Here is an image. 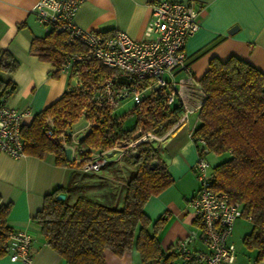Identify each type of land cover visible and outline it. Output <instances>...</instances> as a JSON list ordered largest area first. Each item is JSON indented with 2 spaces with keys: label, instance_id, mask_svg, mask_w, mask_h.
<instances>
[{
  "label": "trees",
  "instance_id": "16d2710c",
  "mask_svg": "<svg viewBox=\"0 0 264 264\" xmlns=\"http://www.w3.org/2000/svg\"><path fill=\"white\" fill-rule=\"evenodd\" d=\"M66 37L64 31L47 29L45 35L31 38L29 52L51 62L55 66L52 75L59 74L66 54L82 48L79 43H69ZM16 66L17 61L7 49L0 47V70L10 73ZM98 70L100 78L112 72L102 65ZM197 81L205 92V99L198 110L199 123L191 136L195 145L198 137L204 139V145L199 148L201 154L205 148V155L211 152L221 156V160L211 166V185L214 190L226 193L230 201L238 202L242 216H249L251 229L243 235L242 244L248 250H255L252 263H257L264 258V73L234 55L225 60L212 57ZM84 87L66 88L53 103L21 126L24 154L43 158L50 152L55 156V164L74 163L82 168L89 161L90 148L105 149L134 133L164 134L181 108L178 100L166 103L169 88L164 86L144 94L127 112L115 116L113 109L88 102V91ZM13 89L14 84L0 78V93L9 95ZM82 112L91 127L78 142L84 149L83 158L75 161L66 157L61 142L47 136L50 126L46 118H51V133H64L69 141L71 125L82 118ZM130 116L134 124L124 128L123 123ZM122 158L131 170L119 206L95 200L83 192L70 200L62 186L44 195L42 207L32 219L44 242L66 264H105L104 249L117 256L134 249L142 263L161 259L162 264H173V259L177 258L174 251L162 250L157 239L165 218L160 216L152 222L143 211L151 195L160 193L173 182L165 161L153 142L147 141L137 143L132 154ZM109 163L111 161L105 165ZM75 185L72 183L68 189ZM59 193H63L64 198L58 199ZM9 209L10 203L0 204V254L7 252L4 241L11 229L6 224Z\"/></svg>",
  "mask_w": 264,
  "mask_h": 264
},
{
  "label": "crops",
  "instance_id": "0c3cea01",
  "mask_svg": "<svg viewBox=\"0 0 264 264\" xmlns=\"http://www.w3.org/2000/svg\"><path fill=\"white\" fill-rule=\"evenodd\" d=\"M37 1L0 0V47L7 49L17 61L12 72L0 70V78L14 84V89L8 95V104L29 110L24 124L29 123L35 113L53 103L66 90L68 84L66 75L51 74L55 70L51 62L29 52L32 36L40 37L47 32L45 26L31 12ZM151 1L83 0L77 6L73 20L85 29L103 33L120 30L133 39L141 40L145 38L144 29L150 17ZM190 1L198 10L199 28L187 39L185 51L188 64L197 80L208 68L212 57L225 60L231 55L247 61L264 73V0ZM182 75L178 73L177 76ZM79 119L71 125V129L74 128L71 132L77 140L91 127L87 120L83 118L80 122H84L79 123ZM198 123V111H195L186 122L170 127L153 142L165 161L173 182L160 193L151 195L145 202L143 211L152 222L160 216L165 218L157 233L158 242L164 251L175 250L178 239L190 233L196 235L198 231L193 208L189 204L198 188L193 170L198 152L191 136ZM72 155L70 153L69 158L73 160ZM54 158V154L50 152L43 158L30 154L11 157L0 153V204L10 203L6 224L11 229H28L33 234L32 257L29 263L13 260L6 252L0 254V264H66L44 242L32 219L42 207L44 195L57 186L63 187L70 200L83 192L112 206L121 204L124 183L131 170L130 167L127 175L118 172L121 165L117 163L121 164V159H114L98 170L86 172L74 163L57 165ZM72 183H76V187L68 189ZM244 220L249 221L248 230L245 232L247 233L251 229V222L246 217ZM189 246L203 248L196 238L189 241ZM246 250L254 252L255 255V250ZM235 251L236 264H240L238 250ZM103 256L105 264H162L161 259L142 263L134 249L125 251L121 256L104 249ZM178 261L175 258L172 263L181 264ZM251 264H264V258Z\"/></svg>",
  "mask_w": 264,
  "mask_h": 264
},
{
  "label": "built area",
  "instance_id": "2783aa9c",
  "mask_svg": "<svg viewBox=\"0 0 264 264\" xmlns=\"http://www.w3.org/2000/svg\"><path fill=\"white\" fill-rule=\"evenodd\" d=\"M82 1L38 0L31 10L46 29L64 31L69 43L82 46L80 50L66 54L59 66V73L69 79L68 89L84 85L88 91V102L114 109L122 98L130 96L133 102L138 103L151 90L168 86L166 103L169 105L178 100L181 107L171 127L186 122L191 113L200 109L205 92L194 77L185 51L187 39L199 28L198 10L192 1L152 0L150 17L144 29L145 38L141 40L133 39L120 30L105 34L78 26L73 17ZM100 65L112 72L100 78ZM178 73L183 75L178 77ZM28 115L29 110L9 105L8 95L0 93V153L11 157L24 155L20 129ZM80 117H83V112ZM46 121L50 126L47 136L69 148L75 161H81L84 149L78 146L79 140L74 139V133L67 135V141L64 133H51L50 117ZM159 136L153 131H145L122 138L105 149L90 148L89 161L82 169L98 170L114 159L130 156L137 143L154 142ZM196 144L198 157L193 170L198 188L189 204L193 208L198 231L196 235L190 233L178 239L173 251L181 264H236L235 246L229 237L235 220L242 216L241 207L238 202L230 201L226 193L213 189L211 164L204 154L206 149L202 150L203 154L199 152L204 139L198 137ZM32 236L24 228L8 231L4 245L11 259L30 262ZM193 238L203 248L190 247L189 241Z\"/></svg>",
  "mask_w": 264,
  "mask_h": 264
},
{
  "label": "rangeland",
  "instance_id": "374dc122",
  "mask_svg": "<svg viewBox=\"0 0 264 264\" xmlns=\"http://www.w3.org/2000/svg\"><path fill=\"white\" fill-rule=\"evenodd\" d=\"M132 106H133V100L130 96L122 98L118 102L116 107L113 109L112 113L115 116L122 115L124 112H127ZM82 119L83 118L79 119V123L84 122V121L80 122ZM133 124H134V118L130 116V117H127L126 120L124 121L123 127L129 128ZM72 130H74L73 127H72ZM207 159L212 165H214L219 160H221V157L218 158L215 154L210 152L207 154ZM117 165L119 166L121 165V169L119 168L118 172H121V173L123 172V175H127V172L129 171L131 166L128 163H126L123 160V158L121 159V164L117 163ZM248 224H249V221L244 220L243 216H240L239 218H237L236 224H235L236 226L231 236V239H232L231 242L234 244L235 249L238 250L237 254H238V260L240 264H251L253 260L254 252L252 253L248 252L243 246L242 240H241L243 237V234L248 230V227H249ZM178 262H181V261H178Z\"/></svg>",
  "mask_w": 264,
  "mask_h": 264
},
{
  "label": "water",
  "instance_id": "95a60500",
  "mask_svg": "<svg viewBox=\"0 0 264 264\" xmlns=\"http://www.w3.org/2000/svg\"><path fill=\"white\" fill-rule=\"evenodd\" d=\"M65 152H66V157L69 158L70 149H69V148H65ZM64 196H65V195H64L63 193H59V194H57L56 197H57L58 199H62V198H64Z\"/></svg>",
  "mask_w": 264,
  "mask_h": 264
}]
</instances>
